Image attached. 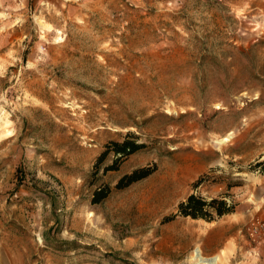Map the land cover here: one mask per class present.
<instances>
[{"label": "rangeland", "instance_id": "374dc122", "mask_svg": "<svg viewBox=\"0 0 264 264\" xmlns=\"http://www.w3.org/2000/svg\"><path fill=\"white\" fill-rule=\"evenodd\" d=\"M259 161L264 0H0V264H264Z\"/></svg>", "mask_w": 264, "mask_h": 264}, {"label": "trees", "instance_id": "16d2710c", "mask_svg": "<svg viewBox=\"0 0 264 264\" xmlns=\"http://www.w3.org/2000/svg\"><path fill=\"white\" fill-rule=\"evenodd\" d=\"M143 146V143H138L135 139H131L129 136H125L122 140L111 141L107 145V149L102 152L98 161H100L107 150L111 149L116 154L120 156H126ZM264 164V161L257 162V165ZM117 168V159L105 169H115ZM156 169L155 163L152 165L141 166L133 169L129 173L123 174L115 184L116 188H124L133 182H136L149 174H151ZM202 181V177L194 181L193 186L196 187ZM111 188L108 184H104L94 189L92 194V202H100L104 199L110 192ZM235 209V204L228 202L223 197H213L206 199L201 195L190 193L184 200L180 201L177 205V213L183 216H190L192 218H202L205 220H213L215 217H220L224 214L233 212ZM168 218H173V215Z\"/></svg>", "mask_w": 264, "mask_h": 264}, {"label": "bare ground", "instance_id": "6f19581e", "mask_svg": "<svg viewBox=\"0 0 264 264\" xmlns=\"http://www.w3.org/2000/svg\"><path fill=\"white\" fill-rule=\"evenodd\" d=\"M195 257L197 258V262H202V261H205V262H208L210 264H215L216 263V260H217V256H211V257H203L200 253V249H195Z\"/></svg>", "mask_w": 264, "mask_h": 264}]
</instances>
